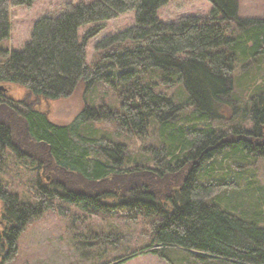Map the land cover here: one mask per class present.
Masks as SVG:
<instances>
[{
  "label": "trees",
  "instance_id": "16d2710c",
  "mask_svg": "<svg viewBox=\"0 0 264 264\" xmlns=\"http://www.w3.org/2000/svg\"><path fill=\"white\" fill-rule=\"evenodd\" d=\"M33 1L0 0V42L9 34V9L29 8ZM167 1L67 3L57 14L36 19L20 50L0 48V174L10 156L46 165L50 173L48 179L37 175L28 189L29 202L0 180V264L15 254L16 240L30 219L46 209L64 214L70 206L145 219L150 241L141 249L169 264V248L184 251L185 264H264L260 205L253 198L224 201L222 191L240 186L237 180L224 186L222 178L211 181L208 168L221 154L243 160L264 156V88L257 85L241 108L233 76L237 63L264 60V18H238L237 0H206L207 17L184 15L163 22L157 10ZM127 12L133 13V24L102 38L95 48L103 52L87 64L86 37ZM85 24L96 25L81 40L78 29ZM155 72L159 81L151 83L147 77ZM97 82L114 91L117 108L91 103L67 123L50 119L48 101ZM173 83L184 93L181 104L154 89ZM249 85L239 87L243 91ZM217 120L231 125L215 128ZM235 120L239 123L233 125ZM93 122H110L120 135L140 137L156 124L161 145L146 152L156 167L132 165L126 145L107 134L82 131ZM241 189L247 197V186ZM85 239L115 246L123 238L92 233Z\"/></svg>",
  "mask_w": 264,
  "mask_h": 264
},
{
  "label": "rangeland",
  "instance_id": "374dc122",
  "mask_svg": "<svg viewBox=\"0 0 264 264\" xmlns=\"http://www.w3.org/2000/svg\"><path fill=\"white\" fill-rule=\"evenodd\" d=\"M80 1L89 2L92 0H34L29 8L11 7L9 9V34L5 40L0 42V48L7 51L20 50L29 40L32 25L36 19L55 15L64 8L65 4ZM237 3L238 18H264V0H237ZM209 12L210 4L206 0H168L157 10V16L163 22H170L184 15L207 17ZM133 21V13L127 12L102 22L98 33L86 37L85 62L92 64L103 52V50L95 48L102 38L122 31L132 25ZM94 25L96 24L82 25L78 29L79 39L88 34ZM229 29L236 30L232 24ZM236 66L233 71L234 85L237 89L236 98L239 101L236 105L242 108L244 104L241 101L244 97H248L257 85L262 84L264 88V60L258 64L254 61L248 64L237 63ZM147 78L151 83L159 81L156 72L150 73ZM247 81L250 85L242 91L239 86ZM154 89L171 95L176 103L181 104L185 100L181 86L177 83L170 86L155 84ZM239 95L240 97H237ZM91 103L94 105L106 104L117 108L118 98L108 85L97 82L90 88L78 86L69 95L48 101L46 107L49 109L50 119L62 124L70 121L85 104L91 105ZM237 123L239 120H235L233 125ZM230 125L231 121L226 120L213 122V126L220 129H226ZM85 126L87 127L85 128ZM85 129H89L94 135L107 134L112 140L126 145L128 161L132 165L147 163L150 167H156L154 163H150L146 159L149 147L157 148L161 145L159 129L156 124L152 123L148 127L146 135L142 137L135 134L120 135V128L110 122L87 123L82 126V131L85 132ZM221 156L222 154L218 155L214 163L208 165L210 172L213 171L211 181L222 178L224 186L225 182L233 184L237 180L240 188H227L222 191L220 194L222 199L227 202H240L244 200L242 198L255 199V204L260 205L262 212L260 225L264 227V156L252 155L248 160L234 158L233 155L225 159ZM3 169L4 172L0 174L1 182L6 184L13 193H16L22 202L32 201L33 197L28 189L32 184L34 186L37 175L44 179H48L50 175L46 165L38 167L29 159L17 161L12 156L7 159ZM246 186L249 190L247 197L241 189ZM68 209L64 214L46 209L37 217L30 219L16 240L15 254L3 264H110L114 259L136 251L138 253L133 258L120 264H169L167 260L151 253L150 250L141 249L147 246L150 241L147 237L149 231L145 219L127 215L123 211L92 214L84 213L76 206H70ZM92 233L120 234L123 239L117 241L115 246L88 243L85 236ZM177 249L169 248L168 252H165L166 257L172 264H185L188 259L185 257L186 253Z\"/></svg>",
  "mask_w": 264,
  "mask_h": 264
}]
</instances>
